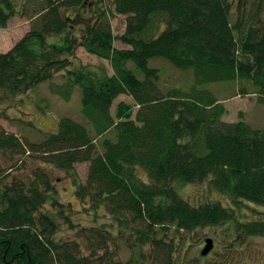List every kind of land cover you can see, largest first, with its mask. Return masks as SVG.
Here are the masks:
<instances>
[{"label": "trees", "instance_id": "obj_1", "mask_svg": "<svg viewBox=\"0 0 264 264\" xmlns=\"http://www.w3.org/2000/svg\"><path fill=\"white\" fill-rule=\"evenodd\" d=\"M88 3L44 0L30 29L0 52V99L28 94L48 82L53 93L68 101L79 87L89 127L62 116L55 133L32 142L0 126V150L65 171L84 209L105 208L133 230L136 245L152 246L160 264H177L176 246L158 232L233 222L243 238L264 237V211L255 219L238 217L251 203L264 207V128L242 118L224 120L225 105L203 87L244 81L264 102V0H112L113 8H97L79 36L63 39L60 35L74 25L61 9ZM15 6L13 0H0L1 27ZM113 12L126 16L119 36L112 31ZM115 39L128 47H115ZM76 45L108 60L112 74L105 66L66 56L75 55ZM153 57L192 70L193 84L162 89L160 69L149 66ZM60 73L63 82L58 84L52 79ZM241 90L248 93L246 86ZM120 95L131 97L133 104L119 101L113 113ZM83 162L88 169L81 181L75 165ZM204 182L231 204L216 199L193 204L176 187ZM2 187L0 264L131 263L110 251L114 236L105 226L79 228L87 255L75 240H55L57 216L74 225L65 214L71 204L60 201L46 167L37 166L27 179ZM46 204L57 212L44 210Z\"/></svg>", "mask_w": 264, "mask_h": 264}, {"label": "rangeland", "instance_id": "obj_2", "mask_svg": "<svg viewBox=\"0 0 264 264\" xmlns=\"http://www.w3.org/2000/svg\"><path fill=\"white\" fill-rule=\"evenodd\" d=\"M13 1L16 3V12L7 21L5 27L0 26L1 53L11 49L30 29L31 17L36 14L35 10L40 9L44 4V0ZM97 8L111 10L113 8L112 0H89V3L82 8H62L63 16L73 18L74 29H68L60 36L63 39L72 35L79 36L83 23L92 20L91 15ZM110 19L114 35L119 36L125 31L126 16L114 13ZM54 37L58 38V36L53 35L52 38ZM114 45L117 48L128 47L118 39H115ZM74 54L73 57L68 53L65 55H69L77 63L105 66L109 74L113 72L108 60L87 52L82 46L76 45ZM129 66L134 67L132 63H129ZM149 66L160 69L159 85L162 89L169 87L189 89L194 82L192 70L178 69L164 58H150ZM135 72L140 75L139 71L136 70ZM52 80L60 84L63 82V77L60 73L55 75ZM244 86L247 87L248 93L242 92L241 89ZM203 87L211 90L225 105L224 120L233 122L242 118L253 127L264 128V102H260L259 94L254 92L255 90L249 83L244 81L217 82L203 85ZM0 95H2L1 91ZM119 101L133 104L131 97L122 95L115 100L112 106L113 113ZM81 108L79 87L75 88L70 100L66 101L50 90L48 82H43L29 91L28 94H21L9 100L0 99V126L8 132L23 136L32 142H39L43 140L46 133L57 131L58 119L62 116H69L89 127ZM29 122H32L35 128L31 127ZM102 138L98 139V145ZM37 166L46 167L49 171L59 193L60 201L64 204H71V209L65 208V214L70 217L74 226L57 216L59 227L54 235L55 240H75L79 242L82 254L87 255L89 250L85 239L78 233L79 228L105 226L114 236L109 249L116 253L117 258L122 262L132 259L130 264H160L159 259H154L152 246L150 244L136 245L133 230L117 221L116 218L107 213L105 208L102 207L98 211L91 208L84 209L75 197L71 179L63 170L45 164L32 156H13L0 150V191L4 184L27 179ZM75 169L80 180L84 181L88 163H77ZM176 187L178 192L193 204L214 199L221 200L225 205L230 203L226 197L211 189L207 182L199 184L179 183ZM43 209L57 212L49 204H46ZM260 211H264V207L251 203L250 207H242L238 211V217L243 220L255 219L260 216ZM157 236L166 243H173L176 246L173 257L177 264H264V237L257 235L243 238L235 229L233 222L199 228L192 232L181 231L176 233L172 229L166 233L158 232ZM207 238L212 239L213 246L207 254H202Z\"/></svg>", "mask_w": 264, "mask_h": 264}, {"label": "water", "instance_id": "obj_3", "mask_svg": "<svg viewBox=\"0 0 264 264\" xmlns=\"http://www.w3.org/2000/svg\"><path fill=\"white\" fill-rule=\"evenodd\" d=\"M205 242H206V244L202 250V254H207L213 246V242H212L211 238H207Z\"/></svg>", "mask_w": 264, "mask_h": 264}, {"label": "crops", "instance_id": "obj_4", "mask_svg": "<svg viewBox=\"0 0 264 264\" xmlns=\"http://www.w3.org/2000/svg\"><path fill=\"white\" fill-rule=\"evenodd\" d=\"M120 96H122V95H120ZM120 96H118V97H120ZM118 97H117V98H118ZM117 98H116V99H117ZM116 99H115V100H116ZM114 103H115V101H114Z\"/></svg>", "mask_w": 264, "mask_h": 264}]
</instances>
